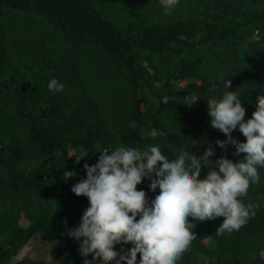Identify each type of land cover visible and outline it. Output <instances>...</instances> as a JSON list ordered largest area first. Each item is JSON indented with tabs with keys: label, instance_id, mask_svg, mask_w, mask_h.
Masks as SVG:
<instances>
[{
	"label": "trees",
	"instance_id": "1",
	"mask_svg": "<svg viewBox=\"0 0 264 264\" xmlns=\"http://www.w3.org/2000/svg\"><path fill=\"white\" fill-rule=\"evenodd\" d=\"M53 77L63 90L48 89ZM227 80L250 118L264 93V0H177L170 13L158 0H0V264H47L17 259L38 235L58 264H83L67 230L89 202L71 186L98 151L159 142L168 155L212 145V160L242 159L216 145L225 134L206 111ZM205 166L198 178L214 163ZM257 167L258 182L239 197L254 214L231 232L218 230L223 217H188L195 237L177 264H264ZM65 169L79 175L65 180ZM148 184L137 189L151 198Z\"/></svg>",
	"mask_w": 264,
	"mask_h": 264
},
{
	"label": "clouds",
	"instance_id": "2",
	"mask_svg": "<svg viewBox=\"0 0 264 264\" xmlns=\"http://www.w3.org/2000/svg\"><path fill=\"white\" fill-rule=\"evenodd\" d=\"M158 2L165 13L177 5V0ZM47 87L61 91L65 85L53 77ZM227 87L222 97L206 98V111L210 126L225 134L216 145L223 149L233 145L232 155L244 153L242 159L233 162L221 155L212 160L211 144L203 151L181 145L168 155L156 142L146 148L121 144L98 151L95 164L84 163L86 175L71 191L86 197L88 207L79 224L67 230V235L79 242L77 251L84 257L83 264H177L195 237L188 217L201 221L223 217L218 230L231 232L254 214L255 206L239 197L246 194L250 183L258 182L257 166H264V93L256 94L255 110L244 119L241 94L229 90L228 80ZM237 128L244 141L231 135ZM85 155L75 156L76 162ZM207 161L214 167H207L206 175L198 178ZM78 175L65 169L62 178ZM144 179L155 190L151 198L144 189H137ZM129 243L127 249L115 247Z\"/></svg>",
	"mask_w": 264,
	"mask_h": 264
},
{
	"label": "rangeland",
	"instance_id": "3",
	"mask_svg": "<svg viewBox=\"0 0 264 264\" xmlns=\"http://www.w3.org/2000/svg\"><path fill=\"white\" fill-rule=\"evenodd\" d=\"M21 224H25V221H22ZM52 247V243L43 242L41 236L38 235L23 247L17 259L30 257L36 260H45L47 264H58L51 255Z\"/></svg>",
	"mask_w": 264,
	"mask_h": 264
}]
</instances>
